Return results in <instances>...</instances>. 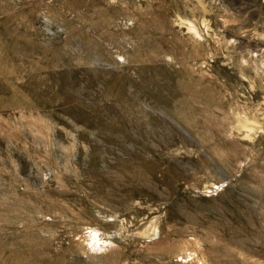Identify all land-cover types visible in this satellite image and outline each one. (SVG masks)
Segmentation results:
<instances>
[{
    "label": "rangeland",
    "instance_id": "rangeland-1",
    "mask_svg": "<svg viewBox=\"0 0 264 264\" xmlns=\"http://www.w3.org/2000/svg\"><path fill=\"white\" fill-rule=\"evenodd\" d=\"M0 264H264V0H0Z\"/></svg>",
    "mask_w": 264,
    "mask_h": 264
}]
</instances>
